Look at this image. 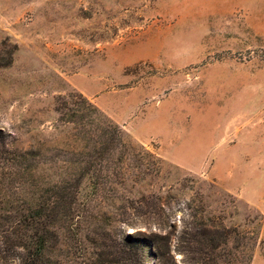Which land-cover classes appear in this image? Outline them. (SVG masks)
<instances>
[{"label":"rangeland","instance_id":"374dc122","mask_svg":"<svg viewBox=\"0 0 264 264\" xmlns=\"http://www.w3.org/2000/svg\"><path fill=\"white\" fill-rule=\"evenodd\" d=\"M76 94L163 164L84 180L87 250L52 264H138L120 249L138 241L139 264H203L190 234L210 227L238 228L237 264L257 230L264 264V0H0V264H25L8 217L60 178ZM21 151L35 177L7 164Z\"/></svg>","mask_w":264,"mask_h":264},{"label":"trees","instance_id":"16d2710c","mask_svg":"<svg viewBox=\"0 0 264 264\" xmlns=\"http://www.w3.org/2000/svg\"><path fill=\"white\" fill-rule=\"evenodd\" d=\"M72 97L76 101L72 103L73 109L69 110L68 123L76 126L79 132L72 136L74 144L69 152L70 159L66 161L60 178L51 183L37 178V191L31 192L22 205L11 208L13 214L9 213V223L15 224V234H20L18 242L25 253V264H52L55 252L63 249L70 254L87 250L83 234L87 223L85 205L79 199L84 180L88 181L92 192L101 194L109 178L115 188L108 190L122 187L123 172L147 175L149 171L145 172L144 166L148 162L144 156L157 162L156 173L163 164L87 98L81 94ZM6 155L9 166L18 167L31 177H35L36 169L38 172L45 165L37 154V166H30L34 154L29 151L7 152ZM190 235L191 244L203 264H237L235 254L226 250L229 242L233 243L234 250L238 249L240 233L237 227L222 230L210 227ZM244 240V264H251L259 240L258 231H245ZM104 241L95 248L106 250V237ZM120 249L128 256V262L132 260L139 264L144 258V245L140 241L133 243L128 251Z\"/></svg>","mask_w":264,"mask_h":264}]
</instances>
